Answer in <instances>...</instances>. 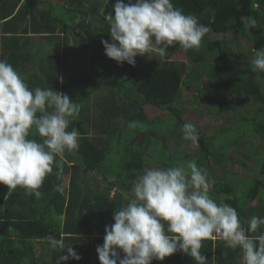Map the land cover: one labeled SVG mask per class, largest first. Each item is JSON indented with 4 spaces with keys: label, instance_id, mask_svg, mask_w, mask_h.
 <instances>
[{
    "label": "trees",
    "instance_id": "16d2710c",
    "mask_svg": "<svg viewBox=\"0 0 264 264\" xmlns=\"http://www.w3.org/2000/svg\"><path fill=\"white\" fill-rule=\"evenodd\" d=\"M19 1L21 0H0V22L4 21L1 24L2 28L20 20H27L30 22L29 28L32 33L46 34L52 41L58 38L59 17L54 12L47 23L46 31L41 32L37 27L39 22L35 20L38 9L33 8L32 0H24L23 9L13 14ZM70 1V4L81 8L77 10L67 8L69 15L70 12H78V15L82 16L91 13V20L100 22L93 34L94 41L89 39L86 43H75L71 47L83 55L87 69L77 73L69 66L68 70L61 67L59 71V66L49 61L44 67L33 62L34 64H31L33 71L21 77L30 89L52 87L56 91L68 94L73 103L80 105L79 116L72 119L68 130L78 129L82 139L79 141L78 149L74 150L76 157L72 166L70 169L65 166L69 175L67 179L61 181L60 174L54 171L48 174L39 189L42 193L39 199L34 195H26L23 188L9 190L7 186L0 184V264H56L58 258L66 252H61L59 248L53 249L46 240L48 236L62 239L66 246L70 245L81 256L79 261L69 259L67 264H100L96 248L103 245L106 226L114 223L115 209L126 204L123 195L125 193L131 195L130 179L135 178L136 172L148 167V163L155 162L151 154L147 153L152 144L150 140H146L157 134L151 130L142 132L138 125L141 126L142 123H148L153 119L164 120L169 115H175L177 123L181 124L184 114L182 105L188 103L180 99L183 77L196 76L192 72L194 68L197 69L196 66L185 72L184 63L173 58L174 53L187 51L178 44L169 46L164 54L155 53L144 61H137L135 58V66L127 62L117 64L109 58L111 67L106 68L103 60L108 57L99 45L102 44V40H111L109 26L104 16L109 12L114 15L112 5L117 0H109L108 5L106 2L101 5L96 0ZM124 2L127 3V0ZM172 2L185 13L195 15L213 31L219 33L231 31L249 41L252 49L264 47V0H172ZM43 15L47 14L42 12ZM247 16L256 19L255 28L249 29L242 22L241 18ZM8 17L10 18L7 19ZM61 28H64L66 33L64 38H67L69 25L65 24L60 26V30ZM204 38V42L210 48L217 47L220 51L215 61L219 62L216 68L221 75L216 81L214 78H208L202 82L204 98L215 101L220 113L233 114L237 110L239 100L245 97L252 98L257 105L251 110H246L237 121L239 124L244 123L243 131L235 135L234 140L226 144L220 143L218 148H214L211 141L199 135L194 149L181 155L180 159H190L197 154L203 156L200 160L201 167L207 169L209 180L212 182L209 195L217 203L223 201L233 206L241 223L247 227L251 217H264V72L252 73L249 70L252 67L251 60L247 61L240 56L237 60L241 66L237 65L227 50L222 49L225 48L222 41H211L206 35ZM13 39L17 37L14 36ZM145 107L166 109L168 115L166 118H149ZM129 122L136 125L134 134H140L143 138L136 136L131 140H124ZM231 126L232 124L224 127L212 141ZM29 138L41 139L34 129L30 132ZM243 138L255 140L253 144L246 143L247 148L237 154L238 159L235 163L244 166L246 161H249L253 164L249 168L250 175L235 182L234 191L233 181H215L212 178L214 168L212 160L221 161L227 158L226 151L220 153L222 149L224 147L223 150L229 147L238 149ZM155 164L156 167H161L159 165L164 163ZM221 170L228 178L237 176V173ZM60 183L64 185L63 192L55 190V186ZM113 189L114 192L111 194ZM48 211H51L52 217ZM62 213L64 226L60 228ZM260 232H264V227L254 235H259ZM91 235L95 236L92 241L89 238ZM37 249L40 251L38 256ZM201 252L208 257L211 264H243L240 249L228 248L220 239L203 241ZM123 255L121 252V257ZM152 264L196 262L187 254L178 251L163 261L154 259Z\"/></svg>",
    "mask_w": 264,
    "mask_h": 264
},
{
    "label": "clouds",
    "instance_id": "9594fccd",
    "mask_svg": "<svg viewBox=\"0 0 264 264\" xmlns=\"http://www.w3.org/2000/svg\"><path fill=\"white\" fill-rule=\"evenodd\" d=\"M112 8L114 15L104 16L111 40L101 43L105 55L117 64L135 66L137 56L164 54L174 44L184 50L198 48L210 31L172 0H117ZM241 20L249 29L257 26L251 16ZM251 65L253 71L264 72V47L253 49ZM79 113L80 105L68 94L52 87L30 89L20 73L0 59V184L9 190L23 188L26 195L39 199V189L57 158L79 147L81 133L68 130ZM129 127L135 123L129 122ZM33 129L40 140L29 138ZM182 132L185 141L199 139L191 122L182 126ZM209 188L207 169L194 160L136 172L131 195H123L126 204L115 209L114 223L106 226L103 245L96 248L100 264H152L178 251L196 264H211L201 252L203 241L209 239L240 249L243 264H264V232L254 235L264 227V217H251L245 227L237 210L223 201L217 203ZM55 190L63 192L64 185L57 184ZM46 240L53 249L66 252L56 264L81 259L62 239L48 236Z\"/></svg>",
    "mask_w": 264,
    "mask_h": 264
},
{
    "label": "rangeland",
    "instance_id": "374dc122",
    "mask_svg": "<svg viewBox=\"0 0 264 264\" xmlns=\"http://www.w3.org/2000/svg\"><path fill=\"white\" fill-rule=\"evenodd\" d=\"M54 10L53 12L59 17L58 21L60 26H65V24H68L70 29L69 33L67 35V41L69 39L73 41V45L75 43H86L88 42L89 39L91 41L93 40V34L96 32V29L100 22H95L91 20L92 16L91 13H86L84 16L78 15V12L76 13H71V15L68 14L67 8H72V9H80V6L72 5L67 2L70 0H54ZM94 1V0H90ZM97 2H100V4H105V0H96ZM64 4H62V3ZM33 8L39 9V1L38 0H32L31 1ZM67 4V5H65ZM24 5L22 4L19 6L17 10H22ZM13 12L15 14L17 12ZM86 10V9H85ZM11 17V16H10ZM8 17L7 19H9ZM4 22V21H1ZM3 24V23H2ZM1 25V24H0ZM210 28V27H209ZM206 36L211 40V41H222L225 44V48L228 52V55L233 59L234 61L237 62V65H240L237 58L238 56L248 60H251L253 57V49L249 41L244 39L243 37H238L236 36L233 32L228 31L225 33H219L216 31H213L212 28H210L209 33L206 34ZM204 39H202V42L198 48H193L189 49L186 52H181V53H174L173 58L177 59L179 61H182L184 63V69L185 72L189 71L191 67H195L197 69L192 68V72L196 74L194 78H189V77H183L184 82L182 85V90L180 94V99L183 102H188L187 104L182 105V108L184 109V114H183V122L181 124L177 123L176 116L175 115H169L168 118V111L166 109H160V108H153L151 107H145V112L149 118H166L164 120L160 119H153L148 123H142L141 126L138 125V128L144 132L145 130H151L156 132V136L152 135L150 136L146 141L150 140V145L148 152L150 153L151 157L155 160L153 163H148V167H156L155 163H164L163 165H159L161 167H169V166H174L179 163H187L188 161H195L199 167H201V158L203 156H200L197 154V156L191 158H184L181 160V155H185L187 153H190L192 149L195 147V143L190 142V141H185L183 139V132H182V126L186 122H191L193 123L199 135L204 136L206 139L211 141V144L214 146V148H218L220 143H227L229 141H232L235 139V135H238L243 131V124H239V121L243 113H245L246 110H251L253 109L257 103L250 97H245L239 100V104L237 107L236 112L232 113H220L218 109V104L215 101H208L204 98V91L201 87V84L205 79H215V81L221 77V75L217 72L216 65L219 66V62L216 63L215 58L217 54H219V49L216 47V49H212L209 47L207 43L204 42ZM34 43L36 46L33 44V40H30L29 46L31 47L30 50V58L33 59V62L37 64H41L43 67L46 62L44 61H39L38 57L43 60V58H48L50 55H53V59L50 58L48 60L51 64L53 65H58L59 66V71L60 68L64 67L66 70H68L69 66H71L72 71L74 72H80L81 70H85L86 68V62L82 58L83 55L80 53H77L76 49L74 48L72 50V46L65 45V48L62 47H57L53 48L49 53L44 54L45 50V43L46 46L49 47L53 46L54 41L51 39L45 38V42L42 38L34 39ZM52 41V42H51ZM101 50L104 49L103 45H99ZM225 50V51H226ZM36 52V54H34ZM63 53V56H62ZM90 53V52H89ZM155 53H150L148 56H137L136 59L137 61H144L149 57L154 56ZM193 57H196L193 59ZM109 58H106L103 60V63L106 68L111 67V63L108 60ZM32 62V65L34 64ZM38 65V64H37ZM241 66V65H240ZM197 70V71H196ZM252 73L258 74V71H253L252 67L249 69ZM209 71V72H208ZM208 72V73H207ZM197 78V80H196ZM226 80V79H224ZM263 93H264V88H263ZM252 115V113H251ZM237 122V123H235ZM229 127V130L224 131L219 134V137L216 139L212 138L215 137L224 127ZM136 125L135 127H128L125 130V137L124 140H131V138L139 136L140 139L141 136L140 134H137L134 132L136 131ZM147 138V137H146ZM255 138H243L241 142L239 143V148L235 149V147H229L225 150L222 149V152L220 153H225L227 154V158L218 161L216 159L212 160V166L213 168V176L212 178L215 179V181H233V187L235 191V182H237L239 179H242L244 176L250 175L251 171L249 168H251L252 164L249 161H246L245 165H238L235 163L236 159H238V155L240 151H243L247 148L246 144L247 142L252 143L254 142ZM180 141V143H179ZM264 144V142H263ZM74 153L73 151H68L65 152L64 156H70ZM200 153V152H198ZM193 154V153H191ZM114 163V161H113ZM221 169H225L226 171L229 172H234L237 173V176L234 178H228V176L224 175V171L222 172ZM135 179L132 177L130 180ZM210 183V188L209 190L212 189V182L209 180ZM102 185V184H101ZM115 189V188H114ZM114 189L112 190L114 192ZM37 248V247H35ZM37 255L40 254L39 249H37Z\"/></svg>",
    "mask_w": 264,
    "mask_h": 264
},
{
    "label": "crops",
    "instance_id": "0c3cea01",
    "mask_svg": "<svg viewBox=\"0 0 264 264\" xmlns=\"http://www.w3.org/2000/svg\"><path fill=\"white\" fill-rule=\"evenodd\" d=\"M39 1V6H40V10L38 9V11L35 13V20L38 23L37 27L38 29L42 32V31H46V26L47 23L50 21V17L52 16V12L54 10V0H38ZM56 3V2H55ZM62 3V2H61ZM67 3H71V1L67 2ZM100 3V2H99ZM56 4H60V3H56ZM64 4V3H62ZM67 5V4H65ZM42 12H44V14L47 15H43L42 16ZM29 16V15H28ZM3 22H0V24H2ZM29 24L30 22H27V20H20L18 22L15 23H11L10 25L3 27L0 25V59H6L12 66L14 69H18L19 73L21 76H27L29 73H31L33 71V66L31 65L33 62V59L30 58L29 54H30V40H33V44L35 45V41L34 39H40L42 38L45 42V38L49 39V36H47L46 34L43 33H38V34H34L32 33V30L29 28ZM12 31H14L15 33H12ZM57 31H59L58 33V38L53 39L55 43H53V46L47 47L46 43H45V50H44V54L49 53V51H51L53 48H57V47H62L65 48V45L69 46V45H73V41H71L69 39V41H67V38H64V35L66 34L64 31V28H61L60 30V24L57 28ZM16 36L17 39H13V37ZM52 42V41H51ZM38 48V46H36ZM34 54H36V52H34ZM54 54L50 55L48 58H43V60H41L38 57L39 61H44L47 62L48 60H50V58L53 57ZM63 56V53H62ZM53 59V58H52ZM39 64V62L37 63ZM76 157V153H72V155L70 156H63V159H60L58 157L57 159V163L54 164L53 166V171L55 173H59L60 174V178L61 181L64 179H67V172L65 169V166H67L69 169L72 166L73 161H75ZM52 171V172H53ZM113 193V191H111V194ZM40 207V206H39ZM42 209V207H40ZM48 214L51 215V211H48ZM49 217V215H48ZM52 217V215H51ZM62 217L64 219L63 213H62ZM61 219V218H60ZM63 219H61V223H60V228H63ZM88 221V219H87ZM56 227L57 224H56ZM82 235H77V237H80ZM101 237H103V235H100ZM105 236V234H104ZM93 237H95L94 235H91L89 238L91 239V241L93 240Z\"/></svg>",
    "mask_w": 264,
    "mask_h": 264
}]
</instances>
